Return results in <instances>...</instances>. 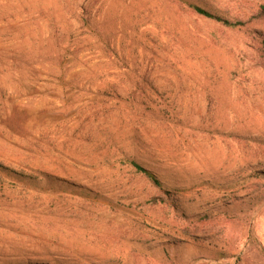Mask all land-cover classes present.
Masks as SVG:
<instances>
[{
	"label": "rangeland",
	"instance_id": "obj_1",
	"mask_svg": "<svg viewBox=\"0 0 264 264\" xmlns=\"http://www.w3.org/2000/svg\"><path fill=\"white\" fill-rule=\"evenodd\" d=\"M260 38L264 0H0V264H264Z\"/></svg>",
	"mask_w": 264,
	"mask_h": 264
},
{
	"label": "trees",
	"instance_id": "obj_2",
	"mask_svg": "<svg viewBox=\"0 0 264 264\" xmlns=\"http://www.w3.org/2000/svg\"><path fill=\"white\" fill-rule=\"evenodd\" d=\"M191 9L198 15L200 16H203V17H206V18H210V19H213V20H216L218 22H221L223 24H226V25H231V23L224 19L223 17L219 16L218 14L216 13H213L211 12L210 10L208 9H205V8H202V7H199L197 5H194V4H191L190 5ZM259 42L264 45V38H260ZM128 163L137 171V172H140L142 173L145 177H147L155 186L157 187H161L162 186V183L160 181V178L158 177V175L154 172H152L151 170L145 168L144 166L138 164L136 161L132 160V159H127ZM261 173L259 172H254L253 173V176H258L260 175ZM166 192V191H165ZM173 205V207L175 208V205L174 203H171ZM202 220V219H200Z\"/></svg>",
	"mask_w": 264,
	"mask_h": 264
}]
</instances>
